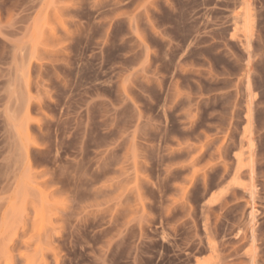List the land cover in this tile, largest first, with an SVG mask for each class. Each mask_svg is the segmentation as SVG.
I'll return each mask as SVG.
<instances>
[{"label":"rangeland","instance_id":"rangeland-1","mask_svg":"<svg viewBox=\"0 0 264 264\" xmlns=\"http://www.w3.org/2000/svg\"><path fill=\"white\" fill-rule=\"evenodd\" d=\"M0 264H264V0H0Z\"/></svg>","mask_w":264,"mask_h":264},{"label":"bare ground","instance_id":"bare-ground-1","mask_svg":"<svg viewBox=\"0 0 264 264\" xmlns=\"http://www.w3.org/2000/svg\"><path fill=\"white\" fill-rule=\"evenodd\" d=\"M237 19H239V17L237 18ZM250 24V23H249ZM252 31V30H251ZM244 32V31H243ZM252 104V103H251ZM249 133V132H248ZM243 174V173H242ZM251 174V173H250ZM254 177V176H253ZM240 185V184H239Z\"/></svg>","mask_w":264,"mask_h":264}]
</instances>
